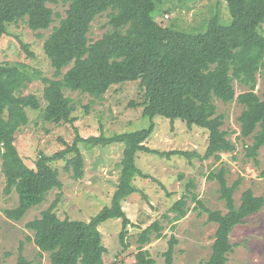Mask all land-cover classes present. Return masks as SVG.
Instances as JSON below:
<instances>
[{"label":"trees","instance_id":"obj_1","mask_svg":"<svg viewBox=\"0 0 264 264\" xmlns=\"http://www.w3.org/2000/svg\"><path fill=\"white\" fill-rule=\"evenodd\" d=\"M223 1L230 18L225 21L217 11L208 21L205 32L191 33L156 21L153 15L156 3L152 0H70L66 17L52 28L43 46L55 70L53 79L32 72L24 63L0 64V158L6 179L5 193L15 191L19 196L18 206L6 214L9 219L20 221L29 210L43 204L52 191H59L52 205L26 224L33 233L28 240L36 245L40 256L49 254L51 264H105L107 248L99 226L114 218L122 219L120 239L124 247H129L126 234L128 226L134 224L123 210L122 202L138 192L133 185L135 178H150L136 165L139 152L185 157L193 154L202 161L213 158L221 162V154L235 152L239 141L244 144L247 161L259 165V151L264 147V93L259 97L255 91L258 77L264 79V0ZM59 2L0 0V41L7 33L6 25L20 21L34 32L49 30L59 17L49 5ZM102 15H106L110 29L100 40L91 42L88 35L92 23ZM22 48L33 57L27 45L22 44ZM68 67L64 74L63 70ZM35 80L44 84V108L38 96L23 93ZM128 82L139 83L142 98L130 105L142 108V115L152 120L149 128L112 137L78 136L73 145L54 156L40 154L34 169L25 164L14 143V135L27 122V109H42L46 122L70 123L74 106L65 91L101 99L112 86ZM235 83L247 90L236 96ZM215 100L224 104L238 101L243 106L237 141L230 140V133L222 129L225 115L218 112ZM156 117L207 129L209 143L205 154L150 150L146 141L155 129ZM245 139H251L252 143L247 144ZM80 143L87 148L115 143L125 146L121 177L112 204L89 222L61 219L57 214L63 183L52 163L66 161L65 170L72 171L76 180L82 179L84 156ZM226 173V168H221L207 176L208 180L219 183V198L226 203L228 211L223 214L206 209L207 223L218 225L212 255L206 264H226L233 250L229 239L233 229L264 208V196H256L252 189L243 192L241 204L236 206L234 194L243 178L229 186ZM186 187L190 191L191 183ZM186 198L171 208L175 216L169 222H178L188 214ZM191 199L200 203L195 194ZM162 231L160 221H155L140 233L136 264H156L145 246L154 238L161 239ZM177 245L178 240L172 236L163 254L164 264H174ZM22 248L23 243L16 264H31L22 254Z\"/></svg>","mask_w":264,"mask_h":264},{"label":"rangeland","instance_id":"obj_2","mask_svg":"<svg viewBox=\"0 0 264 264\" xmlns=\"http://www.w3.org/2000/svg\"><path fill=\"white\" fill-rule=\"evenodd\" d=\"M156 3L154 17L162 26L175 25L191 33L206 31L208 21L217 11L226 21L230 18L227 4L223 0H152ZM70 0H60L57 5H49L54 11L55 23L47 31L34 32L25 22L6 25V35L0 41V64L24 63L30 70L39 72L43 77L54 78L52 68L44 53V42L52 28L57 26L60 19L66 17ZM110 29L106 15L98 16L92 23L88 35L91 42L100 40ZM264 31V26H263ZM22 44L29 47L33 57L28 56ZM68 68L63 70L65 74ZM236 96L247 89L235 83ZM257 95L264 93V79L258 77ZM24 95L34 94L43 101L44 84L35 80L28 84ZM65 95L73 101L74 111L70 123L55 124L42 118V109H27V122L14 135V143L25 164L34 169L40 154L54 156L75 143L76 138L92 136L133 133L149 128L150 118L142 115V108L132 107V102L142 98L138 82H128L114 85L101 99H95L88 94L65 91ZM218 112L225 115V125L228 138L233 142L240 134L239 117L243 106L238 101L224 104L215 100ZM155 129L146 146L150 150L162 153L176 150L205 154L208 147L209 131L197 126L189 127L187 123L177 120L172 123L169 119L156 117L153 120ZM251 144V139L244 140ZM79 148L84 156V176L76 180L72 171H66V161L52 163L53 168L60 173L63 183L62 200L57 208L61 219L89 222L106 207L112 204V197L119 184L122 171V160L125 146L115 143L108 146L87 148L80 143ZM244 144L237 141V149L232 153H222V161L213 158L202 161L199 156L180 155L163 156L139 152L136 157L137 167L148 179L135 178L134 187L138 192L133 193L122 202V208L134 225L128 226L124 247L120 233L123 221L114 218L99 226L103 244L107 248L104 256L105 264H136L135 255L140 248L138 238L140 233L155 221H160L163 231L161 239H153L145 246L156 264H164L163 254L169 248V240L174 236L178 240L175 246L174 264H206L211 255L215 242L218 225L207 223L206 209L221 211L226 214V203L219 198V183L210 181V172L226 168L228 185L232 186L239 178H243L239 189L234 194L236 206L241 204L244 191L252 189L256 196H264V147L259 151V165L247 161L244 156ZM191 183L190 191L187 184ZM6 179L2 172L0 158V260L2 264H16L21 243L22 254L31 264H51L49 254L39 255V249L28 240L33 233L26 224L39 218L55 201L58 190L52 191L47 200L32 208L20 220L14 221L7 217L6 211L15 209L19 204V196L13 191L5 193ZM192 194V195H191ZM195 194L200 203L192 201ZM186 198L185 208L188 214L180 221L171 223L169 219L175 216L171 208L183 197ZM167 216V217H166ZM233 250L228 254L226 264H264V208L257 214L251 215L245 223L237 225L230 234Z\"/></svg>","mask_w":264,"mask_h":264}]
</instances>
